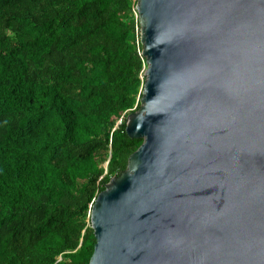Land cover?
<instances>
[{
	"label": "water",
	"instance_id": "1",
	"mask_svg": "<svg viewBox=\"0 0 264 264\" xmlns=\"http://www.w3.org/2000/svg\"><path fill=\"white\" fill-rule=\"evenodd\" d=\"M144 139L92 208L90 264H264V0H138Z\"/></svg>",
	"mask_w": 264,
	"mask_h": 264
},
{
	"label": "trees",
	"instance_id": "2",
	"mask_svg": "<svg viewBox=\"0 0 264 264\" xmlns=\"http://www.w3.org/2000/svg\"><path fill=\"white\" fill-rule=\"evenodd\" d=\"M138 0H0V264H90L147 58Z\"/></svg>",
	"mask_w": 264,
	"mask_h": 264
}]
</instances>
